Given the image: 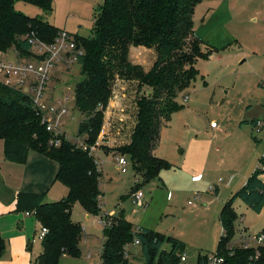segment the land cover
<instances>
[{"label":"rangeland","instance_id":"1","mask_svg":"<svg viewBox=\"0 0 264 264\" xmlns=\"http://www.w3.org/2000/svg\"><path fill=\"white\" fill-rule=\"evenodd\" d=\"M103 2L53 0L51 12L26 0H18L16 6L31 15H44L60 29L82 37L91 32L99 5ZM193 29L201 40L202 56L195 60V76L177 97L182 107L173 112L168 125L163 126L159 152L171 158L173 168L183 166V161H176L180 150L189 152L184 161L191 163V169L198 167L202 170V166H206V179L219 182L221 191L218 194L216 187L209 188L208 195L202 190L195 194L175 191L172 199H167L164 185L144 181L142 176L135 175L132 166L126 172L115 166V156L126 154L118 150V146L130 139L137 118V96L151 90L147 84L140 85L138 79L116 76L105 112L110 110V114L105 115L106 133L100 148L108 172V183L102 187L104 195L100 199L102 212L90 213L80 201L73 204L71 217L82 226L79 241L82 252L80 256L63 255L59 264H101L104 223L98 219L106 212L112 216L113 213H109L112 209L115 217L124 213L134 226L147 225L164 235L178 237L185 243L193 261L199 253L212 256L218 250L223 232L220 209L230 197H233L237 217L229 248L248 246V242L257 246L264 244V241H257L258 234H264V209L258 213L240 196H234L237 190L231 194L230 188L235 187L241 176L251 175L257 165L264 162V127L256 132L251 121L252 118L264 119V0H200L193 11ZM4 50L8 51L4 56L15 57L13 46ZM80 70V60L70 67L60 61L52 68L47 87L49 96H69L63 99L69 108L63 117V127L73 140L84 137L79 135L83 113L76 106L75 90L82 77ZM212 121L219 125L216 129ZM204 149L208 156H201ZM184 175L187 176L188 172ZM231 175L235 178L231 186H227L224 181ZM219 176L223 180H219ZM138 181L141 182L139 189L145 192L143 200L148 198L151 202L149 207L133 200L135 192L129 195L132 185ZM66 192L63 190L58 197ZM190 197L197 198L198 202L189 204ZM41 225L40 222L35 225L32 248L27 244L16 246L17 256L7 250L0 264H35L42 250ZM127 245L131 248L129 264H143L141 245L132 241ZM165 246L169 247V242H165Z\"/></svg>","mask_w":264,"mask_h":264},{"label":"trees","instance_id":"2","mask_svg":"<svg viewBox=\"0 0 264 264\" xmlns=\"http://www.w3.org/2000/svg\"><path fill=\"white\" fill-rule=\"evenodd\" d=\"M17 1L0 0V51L13 46L19 56L32 57L36 53L31 49L30 38L52 42L60 28L44 15H31L18 9ZM26 1L53 11V0ZM198 1L104 0L91 32L82 37L74 34L77 44L84 48L79 56L82 77L75 85L76 106L83 113L79 125L83 140L93 143L98 138L116 76L135 78L140 85L151 87L150 92L137 96V118L130 140L118 146V150L129 156L135 174L144 181L159 177L162 169L172 166L155 149L163 126L182 107L177 97L195 76V60L202 56L201 40L193 29V11ZM132 44L153 46L157 50V58L149 69L130 58ZM258 119L251 120L255 130ZM52 136L32 105L30 95L0 82V137L5 140V156L23 162L31 147L38 149L59 161L57 179L68 186L65 195L53 200H46L44 192L21 190L17 193V208L30 211L49 228L42 238V250L35 264H59L65 254L80 256L82 226L71 217L76 201L90 213L102 212L103 173L99 158L80 145V137L73 140L63 135L61 143L56 145L50 142ZM261 173H264V162L234 194L257 212L264 207ZM140 183L132 185L129 195L139 189ZM232 201L233 197L228 198L220 211L224 230L218 250L225 254L222 264H264V244L229 248L237 217ZM102 217L110 222L104 224L101 264H129L130 255L124 247L136 237L140 239L144 264H173L178 260L177 252L186 249L178 237L164 235L148 226H134L124 213L116 217L104 213ZM165 242L170 246L166 247ZM28 247L32 248V241ZM6 249L7 243L0 231V259Z\"/></svg>","mask_w":264,"mask_h":264},{"label":"crops","instance_id":"3","mask_svg":"<svg viewBox=\"0 0 264 264\" xmlns=\"http://www.w3.org/2000/svg\"><path fill=\"white\" fill-rule=\"evenodd\" d=\"M4 53L6 54L8 53V51H4ZM129 56L132 60L141 63L143 66L145 64V66H147V69H149L157 58V50L153 46H147L144 44H132L130 46ZM149 57H151L152 59H150L151 63L148 62ZM144 61L147 64L144 63ZM112 101L114 100L112 99ZM112 105H114V102H112ZM109 114L110 110L105 113V115ZM218 126L219 125L217 124L213 127L216 129ZM160 144L161 140L155 149V153L163 157L165 156V158H167V155H165L164 153L163 155L162 152H159ZM188 153L189 152L186 153L183 149L180 150L179 157L176 158V161H183V166H176L179 169L178 171L174 170L176 167L173 168L172 166L170 167V169L164 168L160 171L159 177H157V179L155 178L156 180L152 179L151 181L158 186L164 185L166 187L167 199H172L175 191H188L193 192L195 194L196 192H201L202 190V192H205L206 195H208L210 191L209 188L214 189V187H216V191L219 194V192L221 191V185L219 184V182L209 181L212 180V178L206 179V176H208V174L205 172L206 166H202V170H200L198 167H196V169H191V163L184 161L187 159ZM204 154L208 156L207 152H205V149L202 151L201 156ZM99 155L102 159V167H105V158L104 156H102L101 150ZM170 159L171 158H169L168 160ZM115 160L116 163L114 161V164L115 166H118L117 159ZM172 165H174V163ZM59 166L60 164L58 160L33 147L29 149L25 161L18 162L10 160L5 156V140L4 138L0 137V231L6 240L8 248L6 249L4 255L8 250L9 254H11L12 256H17L19 251L16 249V246H23L25 244L28 245L31 239H33L34 241L36 237L34 228L35 225L39 224L40 222L33 213H27L25 210H20L19 208H17V193L21 190L44 192L46 200H53L59 198L58 195L61 194L63 190H67L68 192V186L61 180L57 179ZM188 170L192 171L189 172ZM186 172H188L187 176L184 175V173ZM102 173V187H106L108 183V172L106 171V167L105 173L104 168ZM221 177L222 176H219V180H223V177L222 179H220ZM248 177L249 173H246L241 176L240 179L237 181L235 187H230L231 194L234 192V190L236 191L240 189L246 183ZM261 177L262 179H264V173H261ZM234 178L235 176H233L230 182H228L227 178L224 181L225 184L227 186H231ZM212 183L214 184L211 185ZM60 185L62 188L61 192ZM190 199L192 198L190 197L189 200ZM144 200L146 201V205H148L149 207V205L151 204L150 201L148 202L149 199L145 198ZM189 200L188 203L191 205H195L198 202V199H195V203H190ZM263 209L264 207L258 213H261ZM109 213L114 214L115 210L112 209ZM87 216L89 215L87 214ZM101 218L103 217L100 216V218L98 219L99 222H101ZM139 225L141 224H137V226Z\"/></svg>","mask_w":264,"mask_h":264},{"label":"built area","instance_id":"4","mask_svg":"<svg viewBox=\"0 0 264 264\" xmlns=\"http://www.w3.org/2000/svg\"><path fill=\"white\" fill-rule=\"evenodd\" d=\"M30 41L32 42L31 49L36 53V55L32 57H21L17 54L14 58H11L9 56H4L3 54L5 53L3 50L0 51V82L21 89L30 95L32 105L41 115L42 121L46 123L47 129L53 134L50 142L59 145L63 135L71 138L63 127V117L69 110L64 100L69 96L68 94L49 96L47 95V87L52 68L60 61H64L65 64L70 67L73 62L79 60V56L84 53V48L77 44L74 33L66 29H60L58 35L52 42H45L37 37L30 38ZM212 125L216 126V121H212ZM262 127H264V119L260 118L256 123V131L260 132ZM105 133L106 127L103 125L95 142L88 143L83 139L79 140L80 145L99 158L98 160L100 161V169L102 172V159L99 154ZM116 159L118 168L123 172L128 171L131 166L129 156L127 154H118ZM232 178V175L229 176L228 182H230ZM220 179H222V177ZM144 194L142 189H137L134 193L133 200L138 205H146V202L143 200ZM199 195L200 194H198V196ZM189 202L195 203V199H190ZM26 212L31 213L30 211ZM101 222L106 224L109 223L110 220H108V218H101ZM48 231L49 228L42 224L39 237L43 238ZM257 241L258 243H262L264 241V234H258ZM133 242L140 244V239L136 237ZM249 244V242L246 243V245ZM124 249L126 254L130 255L129 252L131 248L129 249L127 244ZM258 254L259 251L257 249V255ZM177 255L178 260L173 264H222L225 260V255L219 250L212 256L199 253L198 258L194 261L189 257V253L186 249L179 250Z\"/></svg>","mask_w":264,"mask_h":264}]
</instances>
